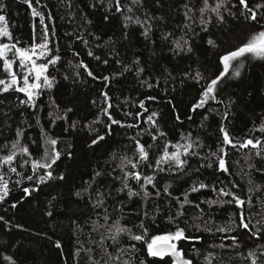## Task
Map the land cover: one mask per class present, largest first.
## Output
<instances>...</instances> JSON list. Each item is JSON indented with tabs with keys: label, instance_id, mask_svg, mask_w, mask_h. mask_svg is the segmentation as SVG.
<instances>
[{
	"label": "trees",
	"instance_id": "16d2710c",
	"mask_svg": "<svg viewBox=\"0 0 264 264\" xmlns=\"http://www.w3.org/2000/svg\"><path fill=\"white\" fill-rule=\"evenodd\" d=\"M232 2L237 3V0ZM260 2L264 0H248L250 6ZM3 3L6 7L0 11V15L5 16L4 23L7 24L14 40L21 41V47L33 42L34 33L36 42L39 43L42 26L39 17H33L31 11L36 8L38 12H42L45 16L44 23L49 26V34L56 42L54 46L59 48L62 59L55 67H49V75L55 77L54 87L44 90L43 95L36 100L35 112L30 107L20 106V100L25 99L23 93H0V147L5 143L10 145L16 138L15 130L21 128L24 130L22 144L29 147L33 158H40L43 155V127L52 138H59L56 149L61 152V157L53 165V179L43 184L28 181L15 173H8L6 176L9 180V193L4 201L0 202V217H3L0 220V264H91L90 256L99 260L102 251L98 244L93 242L101 239L103 230L93 231L92 222L99 219L100 223H103L104 212L103 208L94 207L97 193L104 194V207L111 217L109 223L120 219L123 225L132 228L133 233L139 234L140 230L136 225L143 218V212L147 211L149 216L156 217L155 223L145 220L148 237L171 230L172 225L166 217L175 213L174 201L170 203L167 196H162L155 201L145 202L141 197L129 199L126 190L117 191L122 187L121 171L117 167L120 157L133 156L135 143L132 137L136 136L140 129L148 128L143 121L153 111L159 114L156 118L157 124L173 143H186L187 141L181 140V136L188 133H191L193 139L198 137V142L204 145L202 149H196L201 156L206 155L209 150L215 151L220 146L222 126L235 139L259 137L264 140V133L256 131L264 124V60L245 56L239 77H235L233 73L240 61H233L228 74L217 87V99L223 103L210 100L203 108L191 111L206 83L223 72L221 56L247 42L259 30L253 22L239 16L242 6L238 3L234 9L237 18L225 12L223 23L213 18L208 30L202 31V26L198 23L200 13H193L196 23H191L186 21L183 7L185 3H189L190 7L198 9L202 6L201 0H144L143 7L135 8L132 14L142 20L145 19L144 12L150 17H156L151 21L152 31L148 38L141 34L143 28L139 25L131 24L125 28L123 15L116 12L114 7L109 11L108 0H104L103 4L98 0H71V6L68 0H39V3L37 0H31V7L25 0H3ZM129 3L130 0H121L122 5ZM93 4L96 7H92ZM105 16L108 17L107 20ZM185 23H191L192 30L185 29ZM53 25L54 36L51 34ZM166 33L173 35L168 40L162 39ZM78 35L84 37L87 45L76 38ZM181 36L190 41L191 52L173 51L175 46L172 40ZM208 39L214 40L215 46L209 45ZM89 49L99 55L101 61L107 59L108 63L103 64L88 56ZM74 52H79L80 55L74 56ZM137 59L140 61L139 65L133 63ZM80 60L88 65L94 75L109 76L111 79L108 86L105 87V82L100 79L89 77L83 68H76L75 65ZM117 60L122 63L118 64ZM124 65H128L131 70L120 75ZM140 67L144 68V72L137 76ZM197 71L204 77L199 82L193 78ZM77 72L80 73L79 77ZM144 81L152 84V87H148ZM101 91H107L112 97L113 108L110 111L113 118L125 123L139 122L140 129L114 125L111 136L100 146L90 147L91 140L97 134L90 128H95L101 134L105 131L104 123L93 124L98 118L99 108L92 101L99 103ZM148 97L156 99L149 100ZM141 101L148 112L137 120L134 114L144 111L139 108ZM57 105L58 108L55 107ZM68 108H71L72 112L67 114V121L55 119L53 125L51 121L55 115H62ZM225 111L228 112L226 120L223 118ZM50 112L54 113L53 117L48 115ZM127 112L133 113V116H126ZM177 114L180 116L179 121L176 120ZM205 116L207 119H204ZM37 118L39 124L36 123ZM73 122L76 125L74 128L70 127ZM65 128L68 130L65 131ZM32 141H35V144ZM141 143L154 144L149 153L151 158L162 151L164 138L152 142L145 134ZM228 150L230 171L236 173L232 179L241 185L240 189L234 190L243 197L249 176L255 184L264 187V171H256V168L264 167V161L254 155L256 150L251 149V146L241 150L229 146ZM169 151L173 149L169 148ZM6 152L7 150L0 151V155ZM249 152L253 155L251 160L246 162L244 156ZM113 153L116 154V159H112ZM201 162L193 157L189 160V168L194 169ZM21 163L22 159L18 157L15 162L18 172H22L24 177L31 175L30 165L21 167ZM249 163H255L256 168L249 169ZM4 171H7L6 167ZM97 171L101 172L102 176L95 177ZM144 171L151 174L152 169L145 168ZM185 171L188 172L187 175L159 174L157 186L162 187L164 183L171 182L170 191L173 196H180L198 180L210 183L215 182L216 176H219L220 180L227 178L223 173L214 175L213 169L202 168L199 173L188 169ZM40 174H43V170H40ZM61 175L63 180L56 178ZM129 183L138 189L135 181ZM25 187H38L39 191H32L31 195H27L23 192ZM149 190L152 191L151 186ZM77 192L81 195L77 196ZM261 197H264V191L253 195V203L257 207L252 209L250 227L257 226L256 221L264 219V214L258 213ZM215 198V193L210 189H202L189 197L197 203ZM13 204H16V207H12ZM190 207L185 206L187 223H181L180 226L188 228L193 235L203 237L194 245L198 252L191 251V242H181L186 256L193 258V264H209V253L212 254V264H251V258H248L247 254L250 250L256 251L259 245H264V238L250 239L246 230L233 233L215 231L217 227L229 223L232 214L237 212L235 206H212L210 209L207 204H201L205 213L211 215L212 222L207 225L212 229L211 232L196 231L191 227L192 217L198 214V210L192 208L188 211ZM49 211L52 212L51 216L47 215ZM204 219L207 220L208 216ZM195 223L204 227L199 220ZM231 235H238L239 242L234 243L226 238ZM57 242L61 247H56ZM111 243L109 240L108 244ZM131 244L136 245L135 251L130 248ZM220 244L225 247H218ZM89 248L94 250L91 254L86 251ZM121 248L128 249L131 255L120 253ZM109 251L120 255L122 261L130 260V264H140L141 260L145 264H173L168 258L160 260L149 257L146 244L143 241H133L126 234L122 235L119 243L112 245ZM5 257H11V261ZM258 264H264V256H260Z\"/></svg>",
	"mask_w": 264,
	"mask_h": 264
},
{
	"label": "snow or ice",
	"instance_id": "6c2138e0",
	"mask_svg": "<svg viewBox=\"0 0 264 264\" xmlns=\"http://www.w3.org/2000/svg\"><path fill=\"white\" fill-rule=\"evenodd\" d=\"M31 7V0H25ZM100 4L104 3V0H98ZM39 3V0H37ZM110 5L109 11L112 10V7L115 8V11L123 15L124 27L128 28L131 24L139 25L143 28L141 33L145 38H148L152 31L151 21L156 19V17H150L147 12H144L145 19H141L139 16H136L134 13L135 8H142L144 0H130L129 4H121V0H108ZM202 6L198 9L190 7L189 3L183 5L184 17L186 21L191 23H196L193 13L199 12L198 23L202 31L208 30V25H210L215 18L219 23H223L225 20L224 13L226 12L229 16L237 18V13L234 9L238 5L242 6L239 10V16L243 17L246 21L253 22L258 26L259 30L256 31L247 42L226 52L221 56V61L223 63V72L217 75L215 78L210 79L209 82L203 87V91L200 93V98L195 102L191 111L195 112L197 109L203 108L210 100L216 103H223V101L217 99V87L220 82L223 80L224 76L228 74L229 68L232 66L233 61H240L239 65L234 71V76L239 77L241 75L240 68L244 66L243 58L249 56L251 59L264 60V2L256 3L252 6L249 5L248 0H237V3H233L232 0H201ZM69 6H71V0H68ZM6 6L3 3V0H0V11H2ZM92 7H96L95 4ZM31 14L33 17H39L41 24V31L39 35V43L36 42V35L33 34V42L30 45H25L21 47V41L18 39L14 40L11 32L9 31L7 24L0 26V93H8L9 91H15L23 93L25 99L20 100V106L30 107L33 112L37 109L36 100L43 95L44 90H51L54 87L55 77L49 75V67H55L62 59L59 54V48L54 46L56 42L52 39L49 34V26L44 23L45 16L42 12H38L36 8H32ZM259 16V18H258ZM49 18H51L49 16ZM107 20L108 17L105 16ZM162 19V17L160 18ZM6 18L4 15H0V22L5 21ZM91 23V21H87ZM191 23H185L183 27L188 30L191 29ZM35 27V26H33ZM51 34H55V26L53 25L51 29ZM127 33H125V36ZM172 33L163 34L162 39L168 40L171 37ZM78 40L82 41L87 45V41L83 36L78 35L76 37ZM174 44L173 51L178 52H191L192 47L190 41L185 39L184 36H181L179 39L172 40ZM207 43L209 45L215 46V41L208 39ZM99 47V45H97ZM74 56H79V52H74ZM88 56L93 57L97 61H101V57L96 55L91 49L87 52ZM39 61V62H38ZM118 64L122 63L120 60L116 61ZM103 64H107L108 60L104 59L101 61ZM136 65H139V59L133 62ZM76 68H83L89 77L93 79H100L105 82V87L110 83L109 76H96L93 71L88 68V65L84 63L83 60H80L78 64L75 65ZM128 65H124L120 75H123L124 72L130 71ZM144 72V68L140 67L137 71V76ZM79 77L80 73H76ZM170 75V74H169ZM194 79L199 82L203 80L204 77L200 72H196ZM144 83L148 87H152V84H148L147 81ZM157 86L159 82L157 81ZM149 100H155V97H148ZM112 97L109 96L107 91H101V99L99 103L94 100L93 104H96L99 108V114L96 121H93V124L104 123L105 131L101 134L95 128H90L91 131H96L97 134L91 140L90 147L100 146L107 137L113 134V126H119L120 128H137L140 129V123H125L119 119L113 118V114L110 109L113 108ZM127 103V100L125 101ZM58 108L59 106H55ZM139 108L143 109V112H136L135 118L138 120L140 117H143L145 113L148 112V109L145 107L143 101L139 103ZM72 112L71 108H68L64 111L62 115H55V118L51 121L54 125L55 119H63L67 121L68 113ZM50 117L54 116V113L50 112L48 114ZM126 116H133V113L127 112ZM158 113L153 111L151 114L147 115L143 121L148 125L146 129H140L136 136H133L132 139L135 143V152L132 157L124 155L120 157V163L117 165L121 171V182L122 187L119 188L118 192L127 191V197L131 199L132 197H141L145 202L152 200L155 201L157 198L162 196H167L169 202H175L176 211L174 214H169L166 219L172 229L164 232L162 234L153 235L148 237V227L145 225V220L150 221V223H155V216H149L147 211L143 212V218L140 220L139 224L136 227L140 230L139 234H135L132 231V228L123 225L120 219L109 223L111 220L110 215L108 214L107 208L104 207V194L97 193V200L94 204V207L103 208L104 215L102 217L103 223H100V220L92 222L93 231H101V239L99 241H94L93 243L98 244L102 251V255L99 260L92 259L90 256L91 264H130V260H121L120 255H114L109 248L112 245L119 243V239L122 235H127L133 241H143L146 244V253L149 257L159 258L164 260L165 257H171L173 264H193V258H188L185 254L183 247H181V242H191L193 247L192 252H198L199 250L194 247L195 243L203 239L202 236H196L191 233V231L186 227H181V223H187V217H185V206H191L188 211H191L192 208L198 210V214L192 217L193 224L191 227L195 228L196 231H208L211 232L212 229L207 227L211 223L210 213H205L204 209L201 208V204H207L211 209L212 206H218L223 208L225 205L235 206L237 209L236 213L232 214V218L229 223L226 225L217 227L215 231L221 233H233L239 231H247L251 239L255 237L257 240L264 238V219L257 220V226H251L252 224V209L256 208L257 205L253 203V195L256 192L264 191V187L259 184H255L251 176L247 180V187L244 190V195L238 194L234 189H240L241 185L236 182L235 179H232L236 173L230 171L229 161L227 157L229 156V146L232 149L241 150L248 149L251 146V149H255L254 155L260 157L264 161V140L256 137L248 138L244 140H239L231 137L228 131L222 126L220 131L222 133V140L220 146L215 150H209V152L201 156L200 152L196 149H202L204 145L199 143V138H192L191 133H188L186 136H181V140L187 141L186 143L176 142L167 139V133L164 132L160 126L157 124L156 118ZM223 118L226 120L228 118V112L225 111ZM191 119V117H189ZM204 119H207L205 116ZM176 120H180V116L176 115ZM36 123L39 124V118H37ZM75 122H73L70 127H75ZM155 131H152V129ZM68 129L65 128V131ZM261 133H264V124H261L259 129H256ZM147 134L150 137L152 142H155L157 139L163 137L164 143L162 151L158 155H153L150 158V150L153 149V143H141V138L143 135ZM24 135V130L17 128L15 130V139L8 143H5L0 147V151L7 150L6 154L0 155V202H3L5 197L9 193V180L6 179L8 173H15L20 175L22 178L28 181H35L36 184H43L48 180L53 179V165L61 157V152L56 149V145L59 143V138H52L44 129L41 127V135L43 137V155L40 158H33L32 153L29 151V147L25 144H22V138ZM35 144V141H32ZM169 148H172L173 151H169ZM70 156L71 153H68ZM252 153L249 152L245 154V161H249L252 158ZM22 159L21 167H27L30 165L31 175L26 177L23 176L22 172H18L15 162L17 158ZM193 157H196L199 163V166L191 169L189 168V160ZM112 159H116V154H112ZM215 165V167H213ZM5 167L7 171H4ZM249 169L256 168L255 163L248 164ZM152 169L151 174H146L144 169ZM213 169V174L223 173L226 174V180H220L219 176H216L215 182L205 183L202 180H198L192 183L189 188H187L180 196H173L170 189L172 188V183H164L162 187L157 186V176L161 173L171 174L174 176H179L180 174L187 175L188 171H194L199 173L201 169ZM40 170H43V174H40ZM257 172L264 171V167L256 168ZM102 176V173L97 171L95 177ZM60 180H63V175L56 177ZM129 181H135L138 185L137 188H133ZM94 182V181H93ZM18 184L19 181H16ZM151 186L152 191L149 190ZM91 184H89V188ZM202 189H210L215 193V199H208L200 201L199 203L194 200L189 199L192 193H198ZM32 191H39V188H23V192L27 195H31ZM87 192L88 189H85ZM77 196H80L81 193L77 192ZM110 195V193H109ZM227 197L228 199H224ZM91 198V197H90ZM12 207H16V204H13ZM247 207V214H246ZM258 213L264 214V197H261L259 200ZM47 215L51 216L52 212L49 211ZM208 216V219H204L205 216ZM238 216V221H237ZM185 217V219H181ZM3 217H0L2 220ZM199 220L204 225L201 227V224H196L195 221ZM75 223V222H74ZM147 237V239H146ZM234 243L239 242L238 235H231L226 237ZM111 241V245L108 244V241ZM56 247H61L60 243H56ZM218 247L224 248V244L218 245ZM130 248L132 251L136 250V245L131 244ZM91 254L94 250L89 248L86 250ZM120 253L131 255L128 249L121 248ZM257 251L259 255H257ZM248 258H251V264H258L260 256H264V245H259L256 251H249ZM5 259L11 261V257H5ZM14 264V262H13ZM140 264H145L143 260L140 261ZM209 264H212V254L209 253Z\"/></svg>",
	"mask_w": 264,
	"mask_h": 264
},
{
	"label": "bare ground",
	"instance_id": "6f19581e",
	"mask_svg": "<svg viewBox=\"0 0 264 264\" xmlns=\"http://www.w3.org/2000/svg\"><path fill=\"white\" fill-rule=\"evenodd\" d=\"M166 258L170 259V260L172 261V263H173V260H172V258H170V257H165L164 259H166Z\"/></svg>",
	"mask_w": 264,
	"mask_h": 264
},
{
	"label": "rangeland",
	"instance_id": "374dc122",
	"mask_svg": "<svg viewBox=\"0 0 264 264\" xmlns=\"http://www.w3.org/2000/svg\"><path fill=\"white\" fill-rule=\"evenodd\" d=\"M5 23H4V21L3 22H0V26H2V25H4ZM39 62V61H38Z\"/></svg>",
	"mask_w": 264,
	"mask_h": 264
},
{
	"label": "water",
	"instance_id": "95a60500",
	"mask_svg": "<svg viewBox=\"0 0 264 264\" xmlns=\"http://www.w3.org/2000/svg\"><path fill=\"white\" fill-rule=\"evenodd\" d=\"M171 258V257H170Z\"/></svg>",
	"mask_w": 264,
	"mask_h": 264
}]
</instances>
